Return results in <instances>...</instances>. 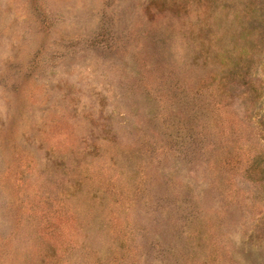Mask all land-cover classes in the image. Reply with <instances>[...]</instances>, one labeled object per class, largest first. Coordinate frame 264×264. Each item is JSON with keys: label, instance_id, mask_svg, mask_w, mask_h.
Wrapping results in <instances>:
<instances>
[{"label": "rangeland", "instance_id": "obj_1", "mask_svg": "<svg viewBox=\"0 0 264 264\" xmlns=\"http://www.w3.org/2000/svg\"><path fill=\"white\" fill-rule=\"evenodd\" d=\"M0 264H264V0H0Z\"/></svg>", "mask_w": 264, "mask_h": 264}]
</instances>
